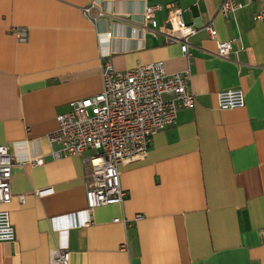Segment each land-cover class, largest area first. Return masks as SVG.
Returning <instances> with one entry per match:
<instances>
[{"label":"crops","instance_id":"crops-1","mask_svg":"<svg viewBox=\"0 0 264 264\" xmlns=\"http://www.w3.org/2000/svg\"><path fill=\"white\" fill-rule=\"evenodd\" d=\"M235 1L242 8L223 17L221 0H0V145L15 164L12 200L0 209L16 236L0 242V264H50L61 244L68 264H264V20H254L264 0ZM155 5V28L143 27L144 7ZM90 6L104 16L93 22L83 13ZM175 9L195 27L190 58L152 32ZM16 28L27 30L25 42ZM108 32L115 70L161 61L167 74L188 72L195 103L152 137L144 158L118 166L123 203L58 232L52 218L86 207L91 153L54 159L47 136L70 102L101 91L97 35ZM231 40L229 57H218L216 43ZM234 89L244 107L220 110L216 95ZM35 158L43 163L18 164ZM45 188L53 193L35 194ZM136 214L144 218L129 226L113 222Z\"/></svg>","mask_w":264,"mask_h":264},{"label":"built area","instance_id":"built-area-1","mask_svg":"<svg viewBox=\"0 0 264 264\" xmlns=\"http://www.w3.org/2000/svg\"><path fill=\"white\" fill-rule=\"evenodd\" d=\"M261 0H249L260 2ZM94 6L83 10L85 16L93 22L104 14L98 12L90 15ZM242 4L235 0H221L219 14L228 17ZM160 6L144 7L141 25L147 23L154 26V14ZM254 20H264V10L255 15ZM211 38H215V30L211 23L204 26ZM166 43H176L180 52L190 58L189 38L195 33V27L185 24L182 11L175 9L159 30ZM19 42L27 39L25 28L12 30ZM112 34H98L101 50V91L93 96L85 97L69 103V110L58 114L55 118L56 129L47 136L50 146H57L51 155L54 159L64 156L80 155L90 152L86 162L90 167V181L85 184L84 210L65 216L52 218L51 223L58 232L77 229L92 223L91 212L98 207L121 204L126 194L121 188L118 166L144 158L152 137L175 124L177 112L182 108L194 107V96L189 89V73L167 74L161 61L134 68L117 71L110 62L108 44ZM234 41L217 42L216 55L227 59L233 50ZM220 110H232L244 107V93L240 89L226 90L216 95ZM35 167L43 163L41 158L19 162ZM15 166L8 154V147L0 145V205L7 206L12 200L11 177ZM53 193L52 188L35 192L38 197ZM144 218L136 214L131 220L114 219L115 223L129 226L132 221ZM64 222L63 226H59ZM260 241L264 244V228L259 231ZM15 229L10 221L9 212L0 209V242L15 241ZM69 254L66 244L51 252L50 264H68Z\"/></svg>","mask_w":264,"mask_h":264}]
</instances>
